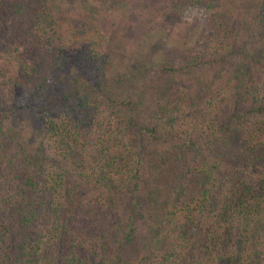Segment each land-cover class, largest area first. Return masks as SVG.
Returning <instances> with one entry per match:
<instances>
[{"label":"trees","instance_id":"1","mask_svg":"<svg viewBox=\"0 0 264 264\" xmlns=\"http://www.w3.org/2000/svg\"><path fill=\"white\" fill-rule=\"evenodd\" d=\"M218 1L112 0L95 23L68 0H0V264H264V63L250 72L229 55L240 23L216 13ZM235 2L254 36L264 4L252 16L249 0ZM195 8L207 13L196 41L160 71L234 63L243 77L229 87L199 101L175 89L162 96L163 78L117 62L150 22ZM75 39L76 77L55 89ZM98 105L113 107L119 135L94 144L90 160L73 151L60 166L66 133L90 127ZM25 115L43 126L35 144L15 128ZM69 174L79 182L68 185ZM163 186L161 203L186 190L155 218ZM117 189L133 194L129 208L118 207Z\"/></svg>","mask_w":264,"mask_h":264},{"label":"rangeland","instance_id":"2","mask_svg":"<svg viewBox=\"0 0 264 264\" xmlns=\"http://www.w3.org/2000/svg\"><path fill=\"white\" fill-rule=\"evenodd\" d=\"M73 6L78 10H85L91 16V19L98 23L99 18L109 15V8L111 7L112 0H68ZM248 1V0H247ZM242 2V1H240ZM264 4V0H249V5L246 6V13L249 15H254V10ZM237 6L235 0H219L215 4V12L225 18H231L232 20H239L240 28L237 32V38L235 40L236 45L230 48L229 55L242 58L241 65L246 67L245 70L251 72L253 68L257 67L258 70L261 69L264 63V27L257 29L254 36L251 35L248 28L250 26L249 22L244 20L243 17L236 15L235 7ZM209 14V13H208ZM204 18H207V13L203 9L195 8V10L186 13L179 20H175L166 26H160L156 21L150 22L144 28L141 40H138L132 48H127L124 55H117V62H120L128 69L138 68L139 66H144L158 79H164L166 82L160 86L162 91V96L169 94L172 89L175 92H179L181 95L192 94L199 101L200 98H207L209 92L224 85L228 86L234 77L241 75L243 77V71H240L239 65H228L227 67L220 68H199L196 71H181L177 69L176 72L165 74V71H160L164 61L173 60L179 52L186 51V49L191 46L197 39L200 30L205 24ZM91 28V27H90ZM67 50V55L70 61V68L61 74H57L56 78H53V86L55 89H60L61 84H72L76 74V60L79 58V40L75 39L69 46ZM175 49V50H174ZM228 55V56H229ZM114 66L117 63L113 60ZM113 64L111 67H114ZM163 72V73H162ZM163 83V82H162ZM164 93V95H163ZM162 96H160L162 98ZM149 105V104H148ZM198 105V104H196ZM144 106H147L146 101H144ZM109 107V106H108ZM112 106L107 108L105 105H98L95 108V112H90L91 118H93V123L90 127L76 128L73 132L66 133V143L67 155L61 156L59 154V165L65 167L67 166V160L69 156L75 157L73 151L83 150L85 157L91 159L92 157L86 155L90 153V150L94 147V144L106 143L112 140V137L119 135V121L116 113L113 112ZM139 114V112H138ZM74 118H70V120ZM96 119L102 121V123L94 122ZM15 128L18 130L20 138L25 142H33L34 144L41 138L44 133L43 126H40L38 121L34 117L30 116H19L18 120L14 122ZM74 128V127H72ZM245 132V130H244ZM48 135V133H46ZM53 136V134H52ZM239 138H236L234 143L240 142ZM58 142V141H57ZM55 142V144L57 143ZM63 143V140H62ZM49 148V147H47ZM61 153V152H59ZM76 158V157H75ZM78 159V158H77ZM169 173L176 174L173 179H175L178 174L172 170ZM75 178L72 180V174H69L67 179L68 185H74L79 182V178L74 175ZM187 180L182 177V183ZM185 183V184H186ZM116 187V184L114 185ZM178 191L174 194L176 195L171 202L161 203L159 199L163 196L164 192L167 191V187L163 186L162 190L158 193V199L154 201L160 209L153 211L154 217L158 218L161 211L160 218H164L163 211L167 208L168 212L170 207L177 204L184 195L186 189L180 187ZM118 196L121 198V202L118 204L119 208L126 209L129 208L132 203L130 198L133 194L129 192H123L120 194L119 189ZM190 196V195H189ZM155 205V206H156ZM115 208V207H114ZM164 216V217H163ZM169 217V215H168ZM151 218V215H150ZM151 223H157L152 219ZM150 224L145 233L141 232L143 240H148L152 236L151 231L155 229L150 228ZM153 225V224H152ZM156 228V225H153ZM148 244V243H147Z\"/></svg>","mask_w":264,"mask_h":264}]
</instances>
